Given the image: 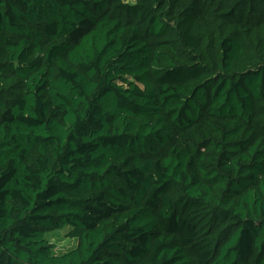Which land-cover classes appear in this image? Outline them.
Listing matches in <instances>:
<instances>
[{"label": "trees", "instance_id": "16d2710c", "mask_svg": "<svg viewBox=\"0 0 264 264\" xmlns=\"http://www.w3.org/2000/svg\"><path fill=\"white\" fill-rule=\"evenodd\" d=\"M0 264H264V0H0Z\"/></svg>", "mask_w": 264, "mask_h": 264}, {"label": "rangeland", "instance_id": "374dc122", "mask_svg": "<svg viewBox=\"0 0 264 264\" xmlns=\"http://www.w3.org/2000/svg\"><path fill=\"white\" fill-rule=\"evenodd\" d=\"M126 3H133L134 0H124ZM69 229L67 227L53 231L46 234V239L48 242L52 243L55 247V252L63 253L68 251L75 246V240L68 236Z\"/></svg>", "mask_w": 264, "mask_h": 264}]
</instances>
